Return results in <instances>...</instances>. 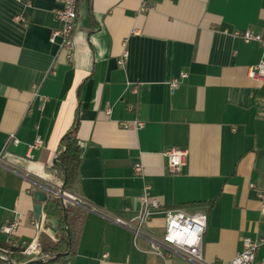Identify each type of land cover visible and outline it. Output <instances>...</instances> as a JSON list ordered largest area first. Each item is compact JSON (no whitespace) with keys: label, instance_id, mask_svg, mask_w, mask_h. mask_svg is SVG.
Wrapping results in <instances>:
<instances>
[{"label":"crops","instance_id":"crops-1","mask_svg":"<svg viewBox=\"0 0 264 264\" xmlns=\"http://www.w3.org/2000/svg\"><path fill=\"white\" fill-rule=\"evenodd\" d=\"M62 5L0 0V243L37 242L42 251V234L67 236L64 219H48L35 195L55 198L48 188L59 187L46 169L76 124L77 199L86 214L67 264H197L153 254L145 237L134 240L115 221L136 216L146 183L161 205L149 231L163 234V210L207 216V264L229 263L244 238H264V83L250 77L264 46L234 35L264 39V0H81L71 60L51 42L59 28L53 11ZM135 120L144 126L136 129ZM171 149L188 153L178 174L165 156ZM13 223L17 230L5 234ZM263 260L264 244L254 264ZM33 261L13 264H41Z\"/></svg>","mask_w":264,"mask_h":264},{"label":"built area","instance_id":"built-area-1","mask_svg":"<svg viewBox=\"0 0 264 264\" xmlns=\"http://www.w3.org/2000/svg\"><path fill=\"white\" fill-rule=\"evenodd\" d=\"M78 5L79 0H63L62 7L53 11L54 18L59 23V28L53 32L51 42L56 44L58 43L60 48L68 50L70 60L74 49V31L78 19ZM147 9L148 6L144 3L142 10ZM16 20L20 23L26 22V18L24 16H17ZM234 35L239 36L246 43L256 41L264 46V39L262 36L255 34L252 31H237ZM127 57L128 53L125 51L118 64L123 66ZM250 77L258 83H264V60L250 68ZM178 85V80H174L170 84L172 90L177 88ZM132 124L136 129L144 126V123L139 120L133 121ZM122 126L124 128H128L129 124L122 123ZM10 137L13 138V142L15 144L18 143L14 134H11ZM41 144L42 141L37 139L34 147H38ZM165 156L167 158L170 171L174 174H178L186 163L188 153L184 150L171 149L166 152ZM2 165L3 159L0 154V166ZM134 170L137 173H141V164H136L134 166ZM151 190L152 188L149 184H144L139 197L137 214L132 220L124 221L120 218H116L115 221L121 226L128 228L133 233L134 240L139 237H145L150 243L151 252L155 255L165 259L174 254H180L197 264H207L203 258V237L207 228V216L201 212L187 214L179 209L163 210L165 216L164 231L162 235H157L147 229V225L151 221L152 217L161 211V205L158 200L152 198ZM48 191L53 197L59 198L63 204L69 201L77 205H82L76 197H71L62 188H58L56 190L48 188ZM259 196L263 199L262 209L264 211V191H262ZM17 228L18 224L13 223L5 225L2 228V231L7 235H11L17 230ZM9 242L12 246L22 249L23 254L30 260H38L45 264L54 257L51 253H42L40 245L37 242L29 244L25 242L20 243L17 240H11ZM262 244H264V238L260 240L244 238L243 251L238 253L227 264H254L256 254ZM107 256L108 254L106 253L103 257L106 258ZM8 258L9 257L6 254L0 252L1 262H5ZM261 264H264V260Z\"/></svg>","mask_w":264,"mask_h":264},{"label":"trees","instance_id":"trees-1","mask_svg":"<svg viewBox=\"0 0 264 264\" xmlns=\"http://www.w3.org/2000/svg\"><path fill=\"white\" fill-rule=\"evenodd\" d=\"M77 129L76 124L62 139V148L58 154L60 164H54L46 169L51 182L64 189L71 197L76 198L80 194L79 169L82 162V146L77 139ZM43 204L48 219L60 217L67 225V236L63 234L56 240H52L46 234L41 235L42 253L54 255L53 259L45 264H67L71 257L70 254L74 252L78 243L86 211L73 202L68 201L63 204L57 197L48 199ZM0 252L6 254L12 261L22 262L29 259L23 254L22 249L12 246L9 241L0 243Z\"/></svg>","mask_w":264,"mask_h":264},{"label":"water","instance_id":"water-1","mask_svg":"<svg viewBox=\"0 0 264 264\" xmlns=\"http://www.w3.org/2000/svg\"><path fill=\"white\" fill-rule=\"evenodd\" d=\"M54 164H58V165L60 164L59 161H58V157L54 160ZM35 197H36V200L38 202H46L49 199L48 196H46L42 192H37ZM42 210H43V207L41 205H38L35 208V217H36V221L38 223H40V221H41ZM53 223L55 225H57L58 221L57 220H53ZM66 229H67V227H66ZM5 262L8 263V264H13V261L10 258H8ZM32 263H41V262L37 260V261H33Z\"/></svg>","mask_w":264,"mask_h":264}]
</instances>
